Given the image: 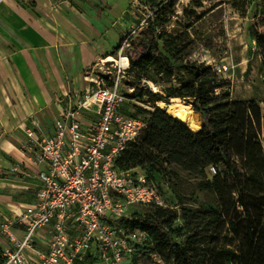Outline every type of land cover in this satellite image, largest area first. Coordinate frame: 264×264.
<instances>
[{
	"label": "trees",
	"instance_id": "16d2710c",
	"mask_svg": "<svg viewBox=\"0 0 264 264\" xmlns=\"http://www.w3.org/2000/svg\"><path fill=\"white\" fill-rule=\"evenodd\" d=\"M159 9L127 38L123 51L129 62L124 79L132 89L126 95L138 103L146 97L152 110L141 109L144 117L131 114L143 119L146 128L117 164L151 172L176 167L204 181L208 189L215 187L221 171L209 181L207 169L222 166V200L205 208L182 207L179 212L166 205L134 211L132 221L120 223L146 232L149 241L140 247V256L148 254L149 245L164 264H264V195H254L248 187L249 182L260 183L251 163L257 167L255 151L264 157V102L221 99L218 75L205 63L183 56L186 46L177 45L181 36L165 29L171 16ZM255 40L260 46L261 37L256 35ZM149 82L161 93L141 87ZM171 99L191 105L202 121L199 131L189 130L156 105L170 104ZM259 167L264 170V159Z\"/></svg>",
	"mask_w": 264,
	"mask_h": 264
},
{
	"label": "built area",
	"instance_id": "2783aa9c",
	"mask_svg": "<svg viewBox=\"0 0 264 264\" xmlns=\"http://www.w3.org/2000/svg\"><path fill=\"white\" fill-rule=\"evenodd\" d=\"M121 59L111 82L102 62L101 74L95 66L84 72L83 89L57 99L62 107L52 134L36 125L21 128L22 164L38 187L30 205L0 223L8 242L0 264H125L149 241L146 232L120 223L132 221L134 211L164 207L145 173L117 164L146 128L143 119L124 112L134 100L120 90L129 67ZM15 225L23 227L22 238L11 232Z\"/></svg>",
	"mask_w": 264,
	"mask_h": 264
},
{
	"label": "crops",
	"instance_id": "0c3cea01",
	"mask_svg": "<svg viewBox=\"0 0 264 264\" xmlns=\"http://www.w3.org/2000/svg\"><path fill=\"white\" fill-rule=\"evenodd\" d=\"M138 2L0 0V223L30 205L38 187L22 164L21 128L53 133L62 107L57 99L83 89L84 72L97 65L102 51L144 22ZM11 232L22 238L23 227ZM7 244L0 236V250Z\"/></svg>",
	"mask_w": 264,
	"mask_h": 264
},
{
	"label": "rangeland",
	"instance_id": "374dc122",
	"mask_svg": "<svg viewBox=\"0 0 264 264\" xmlns=\"http://www.w3.org/2000/svg\"><path fill=\"white\" fill-rule=\"evenodd\" d=\"M136 7L139 11L138 19L144 20L143 26L159 8V12L164 13V16H171L170 21L165 24V29L169 33L181 36L177 45L186 46L183 52L185 58L203 62L215 70L223 84V89L220 91L221 99L252 100L262 105L264 102V0H139ZM183 10H186V13H183ZM171 12L174 15H171ZM198 16L201 18L195 20ZM138 19L136 26L140 22ZM136 28L131 29L130 36L136 35L142 26ZM256 35L261 37L260 46L255 40ZM126 39L127 36H124L111 48L104 49L101 59L95 63L97 65L94 71L101 74L102 70L98 68L104 62L102 60L107 57L113 59L104 62L103 66V71L110 77L109 82L112 81L117 70L115 66L117 63L113 61L119 63V58L125 57L123 51L128 43ZM119 42H122L121 46ZM150 85L155 86L159 91V87L150 82L143 83L141 87L153 91ZM129 89L126 78L121 79L122 93L129 94ZM145 100L146 97L140 103L127 101L124 105L125 113L139 117L146 116L145 112L140 110H152V105ZM179 100L171 99L169 103L190 105ZM197 116L201 119L199 115ZM253 156L257 167L251 163V168L258 172L256 176L260 178V183L249 182V191L254 195H264V170L259 167L264 157L256 151L253 152ZM235 162L239 171L243 173L239 162ZM214 170L207 169L209 181H212L219 171L221 175L212 189L206 188L204 181L193 178L176 167H164L162 172H151L149 168H135L134 173L151 172L150 178L155 182L163 204L179 212L182 207L205 208L211 204L216 205L222 200L224 170L218 165L214 166ZM177 224L179 225L178 222ZM232 244L236 245L234 241ZM146 247L147 255L142 254L134 261L127 259L125 264H164L152 251L151 246ZM92 259L88 263H91Z\"/></svg>",
	"mask_w": 264,
	"mask_h": 264
},
{
	"label": "bare ground",
	"instance_id": "6f19581e",
	"mask_svg": "<svg viewBox=\"0 0 264 264\" xmlns=\"http://www.w3.org/2000/svg\"><path fill=\"white\" fill-rule=\"evenodd\" d=\"M110 60H113V59H110L108 57V58L104 59L103 61L109 62ZM120 61L122 64L127 65V63H128V59L126 57H122V59ZM113 63H117V61H113ZM150 88L153 90V92L160 93V91H158L155 86L150 85ZM156 105L160 106V107L166 105L168 108L167 113H169L170 115H172L174 117H177V115H179V114H183L184 120H182L180 122L191 131H196L197 128H199V126L201 124V121H200L201 119H199L197 114L192 110L191 105L174 104V103L165 104L163 102H157Z\"/></svg>",
	"mask_w": 264,
	"mask_h": 264
},
{
	"label": "water",
	"instance_id": "95a60500",
	"mask_svg": "<svg viewBox=\"0 0 264 264\" xmlns=\"http://www.w3.org/2000/svg\"><path fill=\"white\" fill-rule=\"evenodd\" d=\"M158 107H160V106H158ZM161 109H163L164 111H166V113H167V106L165 105V106H162V107H160ZM169 114V113H168ZM170 115V114H169ZM172 116V115H171ZM173 118H175L178 122H180V121H182V120H184V115L183 114H179V115H177V117H174V116H172ZM181 123V122H180ZM201 126H202V123L200 124V126H199V128H197V130L196 131H193V132H197V131H199L200 130V128H201Z\"/></svg>",
	"mask_w": 264,
	"mask_h": 264
}]
</instances>
